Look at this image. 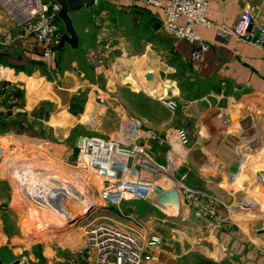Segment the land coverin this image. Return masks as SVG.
Masks as SVG:
<instances>
[{
	"label": "crops",
	"instance_id": "crops-1",
	"mask_svg": "<svg viewBox=\"0 0 264 264\" xmlns=\"http://www.w3.org/2000/svg\"><path fill=\"white\" fill-rule=\"evenodd\" d=\"M107 9L118 16H110ZM242 9L250 10L256 24H264V0H212L206 17L230 28ZM70 14L79 45L73 49L65 44L44 57L32 38H16L17 27L0 9V139L41 137L49 120L64 115L74 119L65 127L69 129L82 122L89 104L84 116L89 115L91 124L95 121L94 130L101 137L117 134L144 144L153 160L167 167L163 187L175 186L179 198L182 185L206 195L218 216L214 221L193 211L203 219L196 223L181 198L178 215L154 201L126 200L136 203L133 211L144 205L151 211L141 227L129 221L122 226L142 237L155 233L164 238L142 264H264L263 49L234 38L222 41L214 29L196 26L208 49L192 60L191 45L161 31L162 10L133 0H96L92 7ZM59 24L62 27L61 20ZM82 51L94 66L95 80L85 78L77 66ZM112 52H119L120 58L100 71L98 55ZM128 57L131 68L125 65ZM147 72L152 73L149 80ZM99 74L104 77L101 84L96 80ZM128 76L159 94L150 97L132 89L131 81L124 80ZM78 96L85 100L82 111L74 114L69 106ZM160 96L174 99L177 109L167 110ZM146 101L166 110V117L146 114ZM179 128L188 133V145L179 142ZM2 146V264L20 259L21 253L29 264H57L69 257L90 262L94 253L84 240L28 241L16 227L11 218L13 192L20 172L30 166L3 159ZM181 207L187 217L181 215Z\"/></svg>",
	"mask_w": 264,
	"mask_h": 264
},
{
	"label": "built area",
	"instance_id": "built-area-1",
	"mask_svg": "<svg viewBox=\"0 0 264 264\" xmlns=\"http://www.w3.org/2000/svg\"><path fill=\"white\" fill-rule=\"evenodd\" d=\"M133 1L145 7L161 9V31L167 37L191 45L192 60H198L208 49V43L196 32V26L214 29L217 38L222 41L234 38L238 42L256 45L264 51V24H256L248 9H242L233 25L225 28L206 17L208 3L212 0ZM0 9L17 27V39L30 37L41 47L44 57L52 54V46L62 33L58 18L60 7L56 2L0 0ZM158 99L171 112L178 107L176 101L168 96H160ZM176 136L182 145L189 144L188 133L184 128L177 129ZM75 147L76 165L99 179L98 197L106 204H119L126 200L153 201L154 188L161 186L158 180L164 178L167 172L165 165L153 160L144 144L131 142L117 134L106 138L82 135L77 138ZM29 171L22 169L17 178L18 183L28 182ZM88 185L87 183L86 190L90 188ZM90 186L94 188L91 184ZM180 188V198L191 212H198L209 220H218L211 199L183 185ZM25 194V197L22 194L21 197L27 200L30 198L32 204V200L35 201L33 197ZM84 235L86 245L93 250V259L87 262L69 257L57 264H142L152 258L149 252L161 242L158 234L142 237L107 220L90 223ZM23 262L24 257L20 258V264Z\"/></svg>",
	"mask_w": 264,
	"mask_h": 264
},
{
	"label": "rangeland",
	"instance_id": "rangeland-1",
	"mask_svg": "<svg viewBox=\"0 0 264 264\" xmlns=\"http://www.w3.org/2000/svg\"><path fill=\"white\" fill-rule=\"evenodd\" d=\"M108 10L109 9H107V11ZM108 13L113 17L118 16L111 10H109ZM108 26L116 30L118 29L111 24H108ZM61 29H63V25ZM118 54L119 52H112V54L109 53L108 56L98 55V58H100L99 64L102 65L100 71H102V68L106 66V64L109 65V63L116 62V60L120 58L116 56ZM86 57L85 52L82 51L79 55L77 66L82 70L84 74L83 76L92 81L95 80V77H93L95 74L94 66H91L87 62ZM128 60L129 61H127L125 65L127 68H131L132 62L129 57ZM103 78V75L99 74L96 80L101 84ZM124 80L131 81L130 84L132 89L149 95L150 97H154L152 94H149L144 90L146 88L145 84L143 88L140 87L141 85H138L136 80L131 76H128ZM124 80L123 83H126ZM158 94L159 92L157 95ZM157 95L155 97H157ZM79 97L82 100L85 98L84 96ZM151 105L150 102L146 101V114L153 112L155 114L158 113L160 117H166V110L162 108L158 109L156 106L154 107ZM85 110L86 112L90 111L89 104L86 105ZM86 112L83 113L80 118V121L82 122L73 124L69 129H66L65 127L72 124L74 119L68 115H64L60 119L49 120L45 126L46 130L41 137L18 135L15 137V140L5 137L0 139V143H2V147H4L3 159H12L15 163L20 162V164L24 166H30L27 167V169L30 170L28 182L25 184L23 182L18 183L17 180L18 185L16 184V189L14 188L13 192L14 213L11 215L12 221L28 241L53 240L55 243L60 244H63L65 241H75L76 243L77 240L80 239L85 241V229L87 228V225L92 222L107 220L129 230L122 226V224L129 221L139 226L142 225L141 220L144 221V219L148 218L151 211L147 207L148 205L142 206L140 210H137L136 208L135 211H133L132 207H137V205L131 201H123L118 205H109L101 202L98 197V188L100 186L99 179L93 177L91 174L76 165L75 142L77 138L82 135L101 137L100 132L94 130L96 127L95 121H92L93 123L91 124V122H89V115L84 116ZM86 117L88 119H85ZM42 126H44V124ZM87 183L90 188V184L94 186V188H87L86 190L85 187ZM5 192L8 193V188L5 189ZM25 193H28L35 200H32V204L30 198H28V200L22 198L25 197ZM87 194L90 197V201L86 199ZM64 198H67L69 202L76 199V201L85 199L84 204H82L83 206L77 210V212H79L73 215L71 212V216L68 214L67 216L64 215V217H61L59 214L55 215L51 213L49 214V212L46 213L42 211L43 209H41V213L38 211L40 210V206H50L49 204H51V200ZM21 200L26 203L25 205L28 209L31 207L33 209L26 210V207L24 206V210L23 207L19 206ZM91 203L92 206H90ZM28 205H30V207ZM88 206L90 207L88 208ZM70 209L72 208L70 207ZM163 209L168 213L170 212L166 208ZM182 209L183 208L181 207V210ZM18 211L20 213H18ZM84 215L85 217H83ZM181 215L187 217L188 211L182 210ZM56 216H58L59 219L56 218ZM129 231L135 232L133 230ZM163 239L164 238L161 237V242ZM149 253H152V251ZM23 257V264H29L27 256L24 253H21L19 258Z\"/></svg>",
	"mask_w": 264,
	"mask_h": 264
},
{
	"label": "water",
	"instance_id": "water-1",
	"mask_svg": "<svg viewBox=\"0 0 264 264\" xmlns=\"http://www.w3.org/2000/svg\"><path fill=\"white\" fill-rule=\"evenodd\" d=\"M56 2L60 9L58 12V18L61 20L64 31L60 34L58 41L52 46V50L57 51L61 49L65 44H68L71 48H76L79 45V34L76 31L73 20L71 18L70 12L75 11L81 7L90 8L92 7L96 0H53ZM146 79L152 78V73L147 72L145 75ZM155 196L154 203L161 206H169L171 208L172 215H178L180 212V198L175 186L164 189L163 187L157 185L154 188ZM149 202L153 203L151 200ZM92 206V203L91 205ZM88 206V208L90 207ZM87 208V207H86ZM85 208V209H86ZM87 208V209H88ZM89 210V209H88ZM85 217V215L83 216ZM189 219L192 221L202 224L203 219L197 213H190L188 215ZM0 264L2 261L0 260ZM9 264H20V259H15Z\"/></svg>",
	"mask_w": 264,
	"mask_h": 264
},
{
	"label": "bare ground",
	"instance_id": "bare-ground-1",
	"mask_svg": "<svg viewBox=\"0 0 264 264\" xmlns=\"http://www.w3.org/2000/svg\"><path fill=\"white\" fill-rule=\"evenodd\" d=\"M145 91H147L149 94H152V95H155L157 94V90L156 88H152V87H148L146 85V88L144 89ZM158 183H160V185H162L161 187H163V185H165L166 183L164 182L163 178L159 179L158 180ZM167 185V184H166ZM164 189H167L166 187H163ZM54 197V196H53ZM56 197V196H55ZM181 197V195H180ZM85 199V198H84ZM84 199L83 200H79V201H72V202H69V200L67 198H64V199H58V200H51L49 204L50 206H47L45 207L44 205L43 206H40V213H41V209H43L42 211L44 212H49V214H59V216H67L68 214H70L71 216V212H72V215L73 214H77V210H79V208L81 206H83L82 204H84ZM88 201H90V197L89 195L87 194V198H86ZM25 200V199H24ZM73 200V199H72ZM26 201V200H25ZM71 201V200H70ZM81 202V204H80ZM123 201L119 202V204H121ZM153 202V201H152ZM36 203V202H35ZM104 203V202H103ZM26 203H24V201H20L19 202V206L20 207H23V209L25 210V207H26V210H30L31 208L28 209V207L25 205ZM106 204V203H105ZM37 205V204H36ZM75 205V206H74ZM109 205H118V204H109ZM25 206V207H24ZM30 207V205H28ZM34 206V205H33ZM72 209H70V207ZM69 207V208H68ZM164 208L168 209V210H171V208L169 206H165ZM33 209V208H32ZM56 218H58V216H56ZM59 219V218H58Z\"/></svg>",
	"mask_w": 264,
	"mask_h": 264
},
{
	"label": "trees",
	"instance_id": "trees-1",
	"mask_svg": "<svg viewBox=\"0 0 264 264\" xmlns=\"http://www.w3.org/2000/svg\"><path fill=\"white\" fill-rule=\"evenodd\" d=\"M85 98H83V100L78 96V97H74L72 102L70 103L69 106V111L71 113L77 114L79 112L82 111V104L84 102Z\"/></svg>",
	"mask_w": 264,
	"mask_h": 264
}]
</instances>
